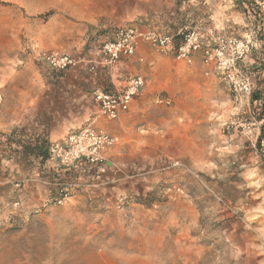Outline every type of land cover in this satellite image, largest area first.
<instances>
[{
    "label": "rangeland",
    "instance_id": "rangeland-1",
    "mask_svg": "<svg viewBox=\"0 0 264 264\" xmlns=\"http://www.w3.org/2000/svg\"><path fill=\"white\" fill-rule=\"evenodd\" d=\"M243 11L236 0H0V120L26 114L43 53L72 57V68L125 62L114 77L122 85L100 90L145 79L128 137L148 146L129 148L131 167L120 173L134 182L129 194L110 199L79 181L63 205L41 200V190L21 207L13 199L36 169L17 148L33 135L14 123L1 130L0 264H264L250 246L264 226V120L251 102L264 92V35ZM130 27L178 40L186 28L262 40L242 63L249 99L206 75L201 54L188 65L139 40L135 56L113 62L104 48Z\"/></svg>",
    "mask_w": 264,
    "mask_h": 264
},
{
    "label": "built area",
    "instance_id": "built-area-1",
    "mask_svg": "<svg viewBox=\"0 0 264 264\" xmlns=\"http://www.w3.org/2000/svg\"><path fill=\"white\" fill-rule=\"evenodd\" d=\"M253 6L259 17H264V0H253ZM251 16V11H248ZM181 40L171 34L144 31L134 27L120 30L114 42L107 44L104 54L113 62L122 58H132L137 53L139 40L164 54H170L178 61L193 64L196 55L201 54L202 65L207 69L206 75L213 74L223 82L236 100L249 99L253 83L242 63L257 49L258 43L237 39L232 36L205 37L198 29L186 28L181 33ZM38 61L47 69L63 72L76 65V61L67 55L43 53ZM146 81L141 76L131 79L122 90L94 93L97 114L86 122L82 128L70 133L50 146L49 159L59 164L65 171L75 170L81 165L98 167L104 159L102 154L120 142L117 136L109 134L99 126L100 120L117 121L130 111L133 101L145 89ZM72 188V187H71ZM62 189L58 205L73 199V188Z\"/></svg>",
    "mask_w": 264,
    "mask_h": 264
},
{
    "label": "crops",
    "instance_id": "crops-1",
    "mask_svg": "<svg viewBox=\"0 0 264 264\" xmlns=\"http://www.w3.org/2000/svg\"><path fill=\"white\" fill-rule=\"evenodd\" d=\"M95 65V69H93L88 63H83L78 68L63 71L62 75L55 79L50 77L49 69H39V81L36 87H31V102L26 114L8 122L0 120V131L15 126L14 128H20L25 135L30 132L34 141L32 146H35L38 145L40 137L46 138L52 144L82 128L97 114L94 93L105 87H120L122 83L116 81L114 77L117 76V72L118 77H123V67H126L125 62H121L117 67L102 59L97 60ZM104 78L107 81H104ZM136 104L137 100L135 99L130 111L117 121H99L101 128L113 136H119L121 141L113 149L102 154L104 161L101 166L96 167V172L83 171L79 177L80 182H90L92 187L96 189L94 192H99L103 196L110 195V199L129 194L134 190L131 188L134 186V182H130L132 179L123 178L120 174L126 168L131 167L133 150L129 148H148L145 144L140 145L133 140L129 141L128 133L134 128V121L137 117L133 111ZM12 123L14 125L10 126ZM38 148L46 147L39 144ZM85 167L87 165L83 164L75 170ZM32 168L35 169V167ZM41 168L59 175L66 172L57 162L50 160ZM39 175L38 171L35 170L29 179L23 182L22 188L18 191L21 202L20 204L15 203V205L21 207L35 205L37 201H40V198L35 196L39 197L42 191L45 193L41 200H50L51 184L42 181ZM16 186L20 187L21 185L17 183ZM69 186L71 188L75 185L70 184ZM258 231L260 237L253 238L250 246L264 251V226L261 225ZM261 254L264 255L263 252Z\"/></svg>",
    "mask_w": 264,
    "mask_h": 264
},
{
    "label": "trees",
    "instance_id": "trees-1",
    "mask_svg": "<svg viewBox=\"0 0 264 264\" xmlns=\"http://www.w3.org/2000/svg\"><path fill=\"white\" fill-rule=\"evenodd\" d=\"M239 3V7L243 9L244 13L248 15V11H251V18L253 19L254 23L256 24L255 30L257 37L261 38L264 35V28L261 25L263 22L264 17H259L257 15V12L254 9L253 6V0H236ZM259 38V39H260ZM262 39V38H261ZM259 45H261L262 40L257 41ZM251 102L252 103H257L259 102L260 108H261V113H260V119L264 120V92H253L252 97H251ZM17 133H22L21 129H17ZM41 144L42 147L46 148H38V145ZM38 145L35 146H26L25 148H17L21 149V152H18V160L24 159L28 162H31V166L35 167V169L38 171L40 174L39 176L42 178L43 181L46 183H50V202L54 201L57 202V200L60 198V191L62 189L68 188L69 185L71 184H78L79 182V177L81 173L84 172H89L93 173L96 172L97 168L92 167V166H87L82 169L76 170H71V171H66L63 175L62 174H56V173H50L46 169H42V166H45L46 163L49 160V153H50V146L51 144L46 140L44 137L39 138ZM4 157V152H0V173L2 172V167L3 163L5 161ZM1 180V178H0ZM17 191V190H16ZM18 194V192H17ZM20 200L18 195H16L13 199V203H19Z\"/></svg>",
    "mask_w": 264,
    "mask_h": 264
}]
</instances>
